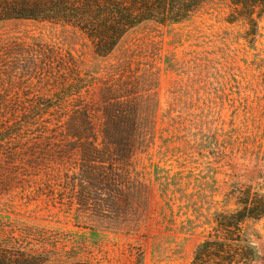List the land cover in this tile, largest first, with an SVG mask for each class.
<instances>
[{"label":"rangeland","instance_id":"obj_1","mask_svg":"<svg viewBox=\"0 0 264 264\" xmlns=\"http://www.w3.org/2000/svg\"><path fill=\"white\" fill-rule=\"evenodd\" d=\"M226 16L225 6L213 3L182 23H143L105 60L71 29L0 23V33L57 43L97 73L135 51L156 78L141 88L152 143L137 154L150 198L106 219L1 199L0 230H8L9 243L0 264H193L217 214L237 208L240 190L264 194V16L252 42L245 26ZM31 225L40 235L23 234ZM246 227L259 253L252 264H264V218ZM11 231L22 235L14 240ZM43 241L47 249L32 252Z\"/></svg>","mask_w":264,"mask_h":264},{"label":"trees","instance_id":"obj_2","mask_svg":"<svg viewBox=\"0 0 264 264\" xmlns=\"http://www.w3.org/2000/svg\"><path fill=\"white\" fill-rule=\"evenodd\" d=\"M213 3L224 5L226 21L243 24L246 39L255 40L264 0H0V23L71 29L105 60L137 26L182 23ZM145 64L134 51L97 73L57 43L0 33V200L51 203L106 219L126 214L138 197L149 199L151 180L137 161L138 151L152 143L141 88L156 78ZM235 198L237 208L217 214L193 264L258 260L246 225L264 218V194L250 188ZM38 228L26 226L23 234L40 235ZM8 233L0 230V250L9 243ZM12 233L14 240L22 235ZM47 247L43 241L31 250L38 254Z\"/></svg>","mask_w":264,"mask_h":264}]
</instances>
